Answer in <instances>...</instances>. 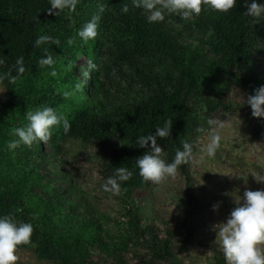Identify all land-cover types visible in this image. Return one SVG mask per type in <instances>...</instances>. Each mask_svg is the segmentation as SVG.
<instances>
[{
	"label": "trees",
	"instance_id": "1",
	"mask_svg": "<svg viewBox=\"0 0 264 264\" xmlns=\"http://www.w3.org/2000/svg\"><path fill=\"white\" fill-rule=\"evenodd\" d=\"M125 4L129 6L127 13L121 11ZM50 7L49 0H0V58L5 61L0 74L11 72L15 76L16 60L21 56L26 68L14 83L8 78L1 82L7 88L5 100L0 102V215L33 225L31 242L18 248L32 245L39 260L56 264H179L177 252L181 251L175 241L183 239L185 246L193 242L194 223L187 222L192 215H200V207L188 188L189 199L182 212L175 215L174 224L166 222L161 230L145 214L141 200L147 198L151 182H144L136 167V159L147 151L136 145V139L154 134L157 127L173 120L170 136L157 137V143L169 162L177 149L183 150L185 142L192 145L191 158L177 171L190 183L191 159L201 132L209 127L207 121L232 113L236 93L254 94L264 85V72L260 70L264 19L254 23L253 18L245 16V0H237L228 13L202 10L187 21L169 14L175 26L167 24L166 18L149 23L142 9L132 7V0H80L74 12L65 9L59 16L50 15ZM101 7L104 12L99 34L84 44L78 31ZM44 34L58 38L60 45L35 47L34 41ZM186 35L196 36L202 46L207 44L210 54L199 44L184 43ZM45 48H49L61 76L66 74L63 65L73 64L81 52L94 58L99 66V71L91 70L96 97H91L88 106H68L73 96L56 98L60 81L34 84L33 78H47L46 69L52 70L38 65ZM30 76L32 80H27ZM122 81L127 83L125 90ZM45 106L55 108L71 122L67 134L62 124L53 128L50 142L54 146L59 141L78 139L100 154L97 169L102 187L116 167L133 171L132 178L122 183L120 196L108 192L118 206L114 218H127L123 226L118 220L112 221L120 229L118 234L99 229V222L87 221L75 230L35 220L25 194L30 186L41 183L30 163L36 152L27 146L10 151L7 145L12 140V128L28 124L26 111ZM249 120L251 137L260 138L264 118L251 116ZM131 258L135 261H129ZM213 264H226L221 250L215 251Z\"/></svg>",
	"mask_w": 264,
	"mask_h": 264
},
{
	"label": "rangeland",
	"instance_id": "2",
	"mask_svg": "<svg viewBox=\"0 0 264 264\" xmlns=\"http://www.w3.org/2000/svg\"><path fill=\"white\" fill-rule=\"evenodd\" d=\"M165 18L167 24L175 26L169 14L166 13ZM187 38L186 35L184 43L193 46L199 44L205 52H209V46L200 45L196 36L188 40ZM89 60L94 62V58L83 51L74 60L72 71H67L69 64H65L63 69L66 74L62 76L57 74L53 77L46 69L45 73L49 77L42 80L33 78L34 84L60 81L62 87L59 86V90L56 91V98H61L64 96V91H71L74 84L79 83L82 88L75 92L68 106H88L91 97H96V91L91 84L92 73ZM260 65V70L264 72V60ZM62 77L63 80H60ZM26 79L32 80V76ZM122 85L123 90L127 89L125 81H122ZM3 87L5 86L0 82V88ZM4 92L0 93V102L5 100ZM236 96L237 104L232 113L218 119L224 126L219 130L221 147L216 156L209 158L204 156L203 152L208 142L209 126L201 132V137L196 144L190 164L192 178L190 183L178 173L160 184L151 182L145 194L147 198L141 200L142 210L163 230L166 222L174 224L175 215L182 212V208L189 199L186 191L188 188L191 189V194L200 207V215H192L187 222L194 223L193 227L196 231L193 242L185 246L183 239L177 238L175 241L178 246L176 249L181 251V253L177 252L179 264H213L215 251H222L217 243L218 238L216 240L214 226L227 220L232 209L237 206L235 198L238 195L242 197L246 189H264V181H257L264 179V134L258 139L251 137L249 118L252 116V110L247 103L241 105L243 97L246 101L248 94L238 92ZM69 111L74 112L75 108ZM237 115L242 121L240 125L237 122ZM9 137L14 139L11 134ZM57 143L58 146H54L49 140L47 143H34L29 148L36 152L30 163L38 173L41 183L39 186L29 187L25 194V202L34 209L37 223L44 220L58 228H62L64 224L76 230L87 221L99 222L96 224L99 229L118 234L120 229L113 226L112 221L118 220V223L123 226L127 218H114L118 206L111 195L104 191L99 180L97 163L100 154L78 139L70 138L64 143L60 141ZM181 199L184 201L179 207ZM213 205H218V208L214 210ZM112 217L114 219L110 220L109 218ZM102 235L105 236L104 233ZM33 248L32 245L28 248H17L16 255L19 257L17 264H56L48 260H39ZM129 261L135 260L131 258Z\"/></svg>",
	"mask_w": 264,
	"mask_h": 264
},
{
	"label": "clouds",
	"instance_id": "3",
	"mask_svg": "<svg viewBox=\"0 0 264 264\" xmlns=\"http://www.w3.org/2000/svg\"><path fill=\"white\" fill-rule=\"evenodd\" d=\"M80 0H49L50 8L47 9L50 15L59 16L65 9L75 11ZM247 10L245 16L251 17L254 23L264 19V3L258 0H245ZM237 4V0H132V7L142 9L147 15L149 23H158L165 20V14H174L181 20L187 21L193 17H198L202 10H213L216 12L228 13ZM58 10V11H57ZM122 12H129V6L125 4ZM104 8L93 15L92 19L78 31V36L87 44L90 40H95L98 36V28L101 14ZM74 41H70L73 43ZM60 45L58 38L44 34L38 36L34 41L35 47L42 45ZM45 56L38 61L39 67H48L49 73L55 77V59L49 54V48L44 49ZM46 57V58H45ZM5 63L0 58V65ZM90 69L99 71V66L89 60ZM74 65L69 64L67 71H72ZM16 75L11 72L0 74V82L8 78L10 82L22 76L25 71L24 58L18 57L16 60ZM90 76V73L88 74ZM7 87L0 88L3 93ZM82 85L77 83L71 91H64L65 98H71L75 92L80 91ZM247 103L251 107V114L256 118H264V85L257 87L254 94L243 97L241 105ZM28 124L26 126L15 127L11 130L14 137L9 141L7 147L10 151L21 146L31 148L34 143H47L53 134V128L62 124L63 131L67 134L71 130L70 120L57 112L51 106H45L35 111L26 113ZM238 125L242 123L237 115ZM210 126L208 142L204 146V156L213 158L221 147V136L219 130L223 128V123L217 119L207 121ZM173 120L169 119L163 127H157L155 133L141 135L136 139V145L146 148L147 151L136 159V167L144 182L160 184L169 177H175L181 165L187 164L192 155V145L188 142L183 144V150L177 149L175 157L169 162L167 153L157 143V137L168 138L170 136ZM133 171L127 167H116L114 174L103 184V189L112 194L120 196L122 183L130 180ZM257 180V179H256ZM257 181H264L260 179ZM237 206L232 209L227 220L215 225L216 240L223 251L226 264H264V189L245 190L243 196L235 198ZM242 201V203H241ZM218 205H213V209ZM34 231L33 225L27 222H18L11 215H0V264H17L19 257L16 255L18 246L27 245L31 242Z\"/></svg>",
	"mask_w": 264,
	"mask_h": 264
}]
</instances>
